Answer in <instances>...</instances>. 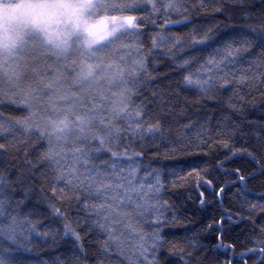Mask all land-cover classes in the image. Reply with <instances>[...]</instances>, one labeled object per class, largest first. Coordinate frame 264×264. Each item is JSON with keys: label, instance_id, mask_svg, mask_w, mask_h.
<instances>
[{"label": "snow or ice", "instance_id": "snow-or-ice-1", "mask_svg": "<svg viewBox=\"0 0 264 264\" xmlns=\"http://www.w3.org/2000/svg\"><path fill=\"white\" fill-rule=\"evenodd\" d=\"M258 189L264 0H0V264H264Z\"/></svg>", "mask_w": 264, "mask_h": 264}, {"label": "trees", "instance_id": "trees-1", "mask_svg": "<svg viewBox=\"0 0 264 264\" xmlns=\"http://www.w3.org/2000/svg\"><path fill=\"white\" fill-rule=\"evenodd\" d=\"M256 3H259V0H256ZM259 101V97H257V101ZM246 107L250 108V106L246 105ZM261 115V113L257 110L255 112H252L251 110L249 111V118L252 119H258L259 116ZM237 146H239V144H237ZM223 151H227V150H223ZM164 163H167L166 161ZM238 163V161H237ZM228 167H231V165H228ZM192 191L193 197H195V192L193 190V188L188 187L187 185H185V188L182 189H178L179 192H184V191ZM258 191H264V189H258ZM229 196H231V193H229ZM181 199H183L184 197L181 196ZM228 202L225 201V206L227 207ZM197 207L198 205L196 203H193L191 201H187L186 202V208H187V217L188 220L191 221L190 224H188V228H198L201 221L204 220L206 218V214H202L200 212L197 211ZM220 211L219 208H214V209H210V212L212 214H216ZM254 219H258V218H254ZM249 227L247 220L241 224L239 227L234 229V233L232 235H230L227 239H225V243H229L232 240L235 239V234H239L241 238L244 237L245 232L242 231V229H244L245 231L247 230V228ZM171 231L176 232V233H182L184 231V228L182 227H177V228H173L171 229ZM46 249H42V248H37L35 255L33 256V264H36V262L40 259H48V255L46 254ZM63 253V248L58 250V254H62Z\"/></svg>", "mask_w": 264, "mask_h": 264}]
</instances>
